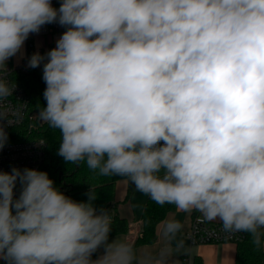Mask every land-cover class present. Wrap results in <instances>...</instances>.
<instances>
[{
  "label": "clouds",
  "instance_id": "obj_1",
  "mask_svg": "<svg viewBox=\"0 0 264 264\" xmlns=\"http://www.w3.org/2000/svg\"><path fill=\"white\" fill-rule=\"evenodd\" d=\"M54 22L66 31L28 67L43 63L38 115L61 133L57 155L264 247V0H0V66ZM15 87L0 79V98ZM95 199L73 200L46 171H0V260L178 264L179 220L163 223V247L137 249L109 242Z\"/></svg>",
  "mask_w": 264,
  "mask_h": 264
},
{
  "label": "built area",
  "instance_id": "obj_2",
  "mask_svg": "<svg viewBox=\"0 0 264 264\" xmlns=\"http://www.w3.org/2000/svg\"><path fill=\"white\" fill-rule=\"evenodd\" d=\"M51 2L53 7H60L61 0ZM64 31L66 28L58 22L42 26L39 33L29 35L20 53L9 58L5 66H0V79L10 87L16 85L10 95L0 98V120L5 121V130L8 133V141L0 149V171L10 172L12 167L41 170L46 160L47 144H39L45 140L35 137L36 127L45 122L40 119L39 112L31 108L30 96L27 90L14 80V74H26L30 70L40 71L43 63L33 69L28 67V59L35 52L44 54L54 48ZM6 122H10L11 126H7ZM20 191L21 187L17 184L14 190L16 198L19 197ZM192 213L190 229L186 235L191 246L230 242L237 245L245 241L246 233L225 232L219 221H207L199 212ZM182 264H195V261L188 255L183 258Z\"/></svg>",
  "mask_w": 264,
  "mask_h": 264
},
{
  "label": "trees",
  "instance_id": "obj_3",
  "mask_svg": "<svg viewBox=\"0 0 264 264\" xmlns=\"http://www.w3.org/2000/svg\"><path fill=\"white\" fill-rule=\"evenodd\" d=\"M42 69L40 71L30 70L26 74H14V80L27 90L30 96L31 108L38 112L43 106H46V101L43 97L46 84L42 79ZM35 137L43 138L47 144L46 160L41 167V171L48 173L49 177L54 181L55 186L66 196L77 202H87L88 193L92 190L96 195V199L93 202L95 206L98 209L103 207L110 210L112 230L109 233V238L129 233L130 222L122 218L114 210L115 184L117 181L126 178L117 175L101 176L98 171L89 169L86 162H80L79 164L67 163L63 157L57 155L61 133L58 129L50 127L47 123L44 124L40 132L35 134ZM147 200L142 216V236L135 242V245L155 243L158 224L169 212L175 209L174 205L165 204L161 206L149 197ZM236 254L235 264L264 263L263 247H255L248 233H246L245 241L237 244ZM0 264H5V262L2 260ZM196 264H201V262L196 261Z\"/></svg>",
  "mask_w": 264,
  "mask_h": 264
},
{
  "label": "crops",
  "instance_id": "obj_4",
  "mask_svg": "<svg viewBox=\"0 0 264 264\" xmlns=\"http://www.w3.org/2000/svg\"><path fill=\"white\" fill-rule=\"evenodd\" d=\"M115 203L114 210L124 219L130 222V232L119 234L109 238V242L116 237L124 239L134 245L137 249L147 251H156L164 246L165 240L162 237L163 223L170 219H176L181 222L182 228L170 241L171 260L182 264L184 257L190 255L193 260L200 261L201 264H235L237 245L230 243L220 244H202L191 246L187 238V232L190 229V223L193 213L177 211L175 208L157 226V238L153 244L135 245L136 241L142 236V216L147 203L148 196L135 189L134 185L122 179L115 184ZM264 251V247H263ZM104 254V247L101 246L92 257L93 260ZM264 264V263H262Z\"/></svg>",
  "mask_w": 264,
  "mask_h": 264
},
{
  "label": "rangeland",
  "instance_id": "obj_5",
  "mask_svg": "<svg viewBox=\"0 0 264 264\" xmlns=\"http://www.w3.org/2000/svg\"><path fill=\"white\" fill-rule=\"evenodd\" d=\"M46 123V122H45ZM44 123V124H45ZM37 124V126H38V122L36 123ZM44 124L42 125V126H39V127H36V129H35V132L37 133V132H40L41 130H42V127L44 126ZM235 244V243H234ZM0 262H2V260H0Z\"/></svg>",
  "mask_w": 264,
  "mask_h": 264
}]
</instances>
